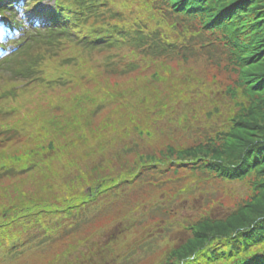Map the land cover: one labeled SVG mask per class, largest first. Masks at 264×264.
<instances>
[{"label":"trees","instance_id":"trees-1","mask_svg":"<svg viewBox=\"0 0 264 264\" xmlns=\"http://www.w3.org/2000/svg\"><path fill=\"white\" fill-rule=\"evenodd\" d=\"M22 1L30 0H0V10L16 9ZM150 3L146 7L149 17L155 19L156 16L160 22L169 23V31L175 37L165 38L156 27H150L147 20L133 21L131 14L116 0H58L55 15L32 10L43 24L58 31L41 40L31 39L17 52L11 60L15 78L36 80L45 85L44 92H52L54 88L72 85L73 81L64 72L55 79L44 76L50 62L58 60L60 68L70 64L76 66L93 60L94 55L100 58L99 61L94 60L97 67L115 77L139 70L138 62L131 60V55H139L146 62L158 59L187 61L191 57L202 56L213 64H228L236 79L226 94L235 111L240 109L237 115L232 112L208 129H202L204 136L187 150L168 147L157 156H138L140 170L132 174L131 179L140 177L144 167L163 164L189 166L191 170L199 168L224 181L244 179L252 193L237 213L231 212L229 217L219 219L208 215L198 225H188L191 232L200 228L196 237L171 247L170 258L166 260L176 257L178 261L164 264H264V0H150ZM6 18L15 23L14 17ZM143 24H147L148 29L143 30ZM126 51L130 58L125 61ZM77 79L78 84L83 83ZM24 84L32 87L35 82ZM16 90V86L0 88V121H8L15 116L17 108L10 102L17 97ZM106 94L108 92L104 96ZM85 104L89 105V114L94 116L98 113L96 96L86 98ZM31 111L30 108L23 110V124L19 123V126H15L16 123L0 126L2 149L7 143L19 139L22 125L23 132L25 127L33 125L36 135L32 142H38L33 148L17 153V159L0 165V182L37 173V169L47 166L54 158L60 161L69 157L77 138L83 134V126L91 118H84L85 115L84 123L80 122L83 118L74 119L67 129L59 133L61 130L54 126V119L40 122L24 114ZM50 126L53 131L48 130ZM56 135L66 140L63 143L55 141ZM41 140L44 141L39 142ZM49 149H53V155L44 160V153ZM98 149V154H101V146ZM88 159L90 157L86 156L82 160L85 167ZM69 166L71 168L67 172L64 169L50 183H40L38 191L31 196L22 197L19 201H0V252H5V256L13 258L25 251L39 256L59 245L66 247L68 243L65 242L73 239L86 225L80 210L97 201L99 206L101 203L106 205L105 192L122 190L118 179L104 181L97 168L87 167L88 178L82 179L81 163ZM78 172L80 174L75 176ZM92 172L94 177L91 180L94 181H88ZM131 179H125L121 184ZM87 188L89 191L85 193ZM247 212L258 215V220L253 223L250 219L240 220L241 229H233L229 233L221 231V224L227 226L231 219L235 220L236 216ZM223 220L228 221L222 223ZM204 225L206 227H202ZM207 232L216 237L202 244ZM217 236L225 238L217 239ZM105 238L100 243H90L86 239L87 245L97 248L75 264H112L109 254H105L109 244L101 246ZM214 242H218V246L204 254L202 251ZM191 256L193 258L189 259Z\"/></svg>","mask_w":264,"mask_h":264},{"label":"rangeland","instance_id":"rangeland-1","mask_svg":"<svg viewBox=\"0 0 264 264\" xmlns=\"http://www.w3.org/2000/svg\"><path fill=\"white\" fill-rule=\"evenodd\" d=\"M116 1L131 14L133 21L147 20L151 26L148 25L156 27L165 38L175 37L169 31V23L160 22L156 16L155 19L149 17L146 7L150 0ZM143 26V30L148 29L147 24ZM124 54L126 61L130 54L128 51ZM92 59L62 68L58 60L50 62L44 76L55 79L64 72L76 84L54 88L52 92H44L45 85L41 82L28 87L17 81L1 79L0 88L16 86L17 97L10 104L15 105L17 110L8 121H0V126L23 124L25 108L33 110L29 114L24 113L29 118L40 122L54 119V126L61 130L59 133L67 129L74 119H82L85 115L84 118H91L83 126V134L77 138L69 157L60 161L54 158L47 166L37 169V173L2 180L0 201H19L22 197L31 196L38 191L40 183H50L64 169L67 172L72 163H81L82 179L88 178L87 167L97 168L104 181L118 179L122 190L105 192L106 205L101 203L102 206H99L97 201L80 210L86 225L73 239L64 241L68 243L66 247L59 245L39 256L25 251L13 258L0 252V264H75L97 248L87 245L88 239L90 243H100L106 236L101 246L109 244L105 254H109L112 264H164L168 261L167 257L170 258L171 247L196 237L200 228L191 232L188 225L196 226L208 215L216 219L229 217V212H236L251 196L250 187L244 179L224 181L199 168L191 170L189 166L183 168L175 164L144 167L140 177L131 179L132 174L140 170L138 156H157L168 147L187 150L204 136L202 129H208L232 112L237 115L240 109L235 111L226 94L236 79L228 64H213L202 56L191 57L187 61L158 59L146 62L139 55H131V60L138 62L139 70L115 77L97 67L95 61L100 60L98 56L94 55ZM77 78L83 83L78 84ZM106 92L108 94L104 96ZM91 95L96 96L97 102L98 113L94 116L89 114V105L85 104L86 98ZM100 107L103 109L99 110ZM80 122L84 123L85 119ZM33 130V125H30L23 132L22 125L19 139L7 143L4 149L0 147V165L17 159V153L38 144L32 142L36 135ZM48 130L53 131L51 126ZM55 138L61 143L66 140L59 135ZM132 141L137 145L133 146ZM100 146L101 154H98ZM52 155L53 149L45 151L44 160ZM86 156L90 157L85 162L87 167L82 162ZM93 177L92 172L88 181H94L91 180ZM125 179L131 180L122 185ZM255 182L260 183L258 180ZM235 218L227 226L221 224V231L229 233L230 230L241 229L238 221L250 219L253 223L258 220V215L247 212ZM208 233H205L202 244L216 237ZM220 238L225 237L217 236V239ZM214 243L202 252L208 254L218 246V242ZM199 253L202 254L201 251ZM176 259L171 258L173 261Z\"/></svg>","mask_w":264,"mask_h":264}]
</instances>
